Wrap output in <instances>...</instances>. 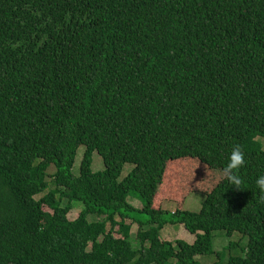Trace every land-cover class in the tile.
Masks as SVG:
<instances>
[{
    "label": "trees",
    "instance_id": "1",
    "mask_svg": "<svg viewBox=\"0 0 264 264\" xmlns=\"http://www.w3.org/2000/svg\"><path fill=\"white\" fill-rule=\"evenodd\" d=\"M258 137L264 0H0V264H224L217 231L248 238L226 264H264ZM236 146L243 189L224 174L183 211ZM170 224L194 244L164 241Z\"/></svg>",
    "mask_w": 264,
    "mask_h": 264
},
{
    "label": "rangeland",
    "instance_id": "2",
    "mask_svg": "<svg viewBox=\"0 0 264 264\" xmlns=\"http://www.w3.org/2000/svg\"><path fill=\"white\" fill-rule=\"evenodd\" d=\"M257 141L261 144L263 150H264V137H258ZM85 148L81 147L78 151L77 157H76V163L73 169V173L75 176H79L80 173V166L82 159L84 157ZM202 167V166H201ZM133 169V166L127 165L123 173L119 179L120 182H122L126 177L129 176ZM188 169V168H187ZM54 169H50V174H52ZM105 170V165L103 162V159L98 155V153H95L93 156V163H92V171L94 173L102 172ZM200 170L203 171V175H200V177L208 176L206 183L204 186L200 189H196V191L191 192L185 201V203L181 206L183 211L192 212V213H199L202 210L203 203L206 199L205 195L209 192V190L214 186L216 182H218L223 176L224 173H222L220 170L216 168L215 169H209L207 171L206 167ZM206 171V172H205ZM216 172V174H215ZM191 177L194 176V172H190ZM179 176V174H176ZM189 176L186 175V179ZM50 180V179H49ZM170 180L166 182V184H169ZM170 185V184H169ZM40 199V197H38ZM163 204H161V207L163 210L169 212V218H172V214L176 211L178 208L177 203H171V201H166L164 199ZM129 203L133 205L137 210H143V204L138 197H132L129 198ZM82 210V206L78 205L76 209L70 214L69 218L71 220H75L79 213ZM136 218H139L140 220H143L145 217L143 215H139V213L135 214ZM91 221H96L97 218H91ZM146 230V229H143ZM140 231V228L138 225H134L132 229V239L135 240L138 233ZM162 239L164 241H175V240H183L187 242L188 244H194L195 242V236L192 235L190 232H188L184 226L182 225H168L162 232ZM236 246L233 248V250L229 249V246ZM248 245V238L243 237L239 233H235L232 237H228L225 232L223 231H217L214 233L213 238V250L217 253L224 252L225 254L222 255L221 261L224 260V264H226L228 258L230 256H244V249ZM224 256V258H223ZM197 260L204 263V264H211L214 262H217L218 259L215 256H204V257H197Z\"/></svg>",
    "mask_w": 264,
    "mask_h": 264
},
{
    "label": "clouds",
    "instance_id": "3",
    "mask_svg": "<svg viewBox=\"0 0 264 264\" xmlns=\"http://www.w3.org/2000/svg\"><path fill=\"white\" fill-rule=\"evenodd\" d=\"M245 164V152L239 146L234 147L229 155V162L227 166L223 169V171L228 182L231 183L235 189H243L242 179L238 175V170L244 167ZM256 184L260 193L262 194V196H264V176H261L256 181Z\"/></svg>",
    "mask_w": 264,
    "mask_h": 264
}]
</instances>
